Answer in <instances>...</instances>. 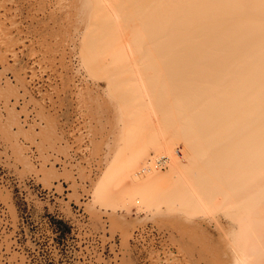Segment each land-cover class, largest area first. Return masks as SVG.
<instances>
[{"label":"bare ground","instance_id":"6f19581e","mask_svg":"<svg viewBox=\"0 0 264 264\" xmlns=\"http://www.w3.org/2000/svg\"><path fill=\"white\" fill-rule=\"evenodd\" d=\"M92 1L87 65L107 78L119 119L95 202L189 210L228 238L223 212L234 250L213 249V264H264V0ZM7 124L14 141L21 120Z\"/></svg>","mask_w":264,"mask_h":264},{"label":"rangeland","instance_id":"374dc122","mask_svg":"<svg viewBox=\"0 0 264 264\" xmlns=\"http://www.w3.org/2000/svg\"><path fill=\"white\" fill-rule=\"evenodd\" d=\"M91 2L0 0V42L14 53L0 49V97L12 104L7 112L0 101V264H213V249L230 256L235 226L223 212L228 238L189 210L95 202L119 119L107 78L95 61L94 70L87 65ZM13 116L23 128L15 143L6 129Z\"/></svg>","mask_w":264,"mask_h":264},{"label":"trees","instance_id":"16d2710c","mask_svg":"<svg viewBox=\"0 0 264 264\" xmlns=\"http://www.w3.org/2000/svg\"><path fill=\"white\" fill-rule=\"evenodd\" d=\"M59 225L61 227H63V230L61 229L62 232H64V230H70L71 229V227L67 223H65L64 221H59Z\"/></svg>","mask_w":264,"mask_h":264}]
</instances>
